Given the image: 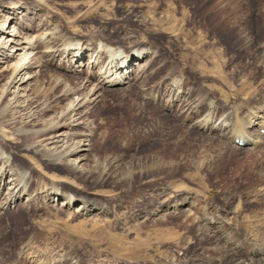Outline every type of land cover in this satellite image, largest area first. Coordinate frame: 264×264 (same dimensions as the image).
I'll return each instance as SVG.
<instances>
[{
    "label": "rangeland",
    "instance_id": "rangeland-1",
    "mask_svg": "<svg viewBox=\"0 0 264 264\" xmlns=\"http://www.w3.org/2000/svg\"><path fill=\"white\" fill-rule=\"evenodd\" d=\"M73 44L86 47L81 58ZM99 47L129 65L101 69ZM175 78L181 98L168 95ZM263 82L264 0H0V260L12 264L32 232L68 264L218 261L233 214L264 212L262 192L243 196L264 182V145L237 151L230 135L214 159L191 156L219 113L214 98ZM170 116L198 137L164 134ZM70 190L111 210L86 216ZM213 210L225 215L211 232L187 234ZM241 262L225 264H255Z\"/></svg>",
    "mask_w": 264,
    "mask_h": 264
},
{
    "label": "bare ground",
    "instance_id": "bare-ground-1",
    "mask_svg": "<svg viewBox=\"0 0 264 264\" xmlns=\"http://www.w3.org/2000/svg\"><path fill=\"white\" fill-rule=\"evenodd\" d=\"M59 43H60V41H57L52 46V50H53L54 54L59 52V50H60L59 48L62 46L61 44L59 45ZM65 46L66 45H64V47ZM73 46H74V49H70V51H72L73 56H77V58H81V56L85 53L86 47L85 48L82 47L79 49V47H80L79 44H73ZM99 49L103 50L104 54L106 55V58H104V60L102 62H99V60L102 57L98 58L97 66L100 67L101 69H102V67L104 68V66H106L105 64L107 63L106 70H108L107 68H108V65L110 64V65H112L110 67V69L111 68L114 69V72H115L116 70H119L121 68H125L130 63L129 60L127 59V56H123L124 57L123 60H125V61L122 63L121 67H119L118 64L113 63V62L122 58V56H120V55L118 56L116 53L113 52V50H111V49L108 50L105 47H99ZM97 53H99V52H97ZM96 56H98V55H96ZM106 59H109V60H107L108 62L106 61ZM105 73L107 75L108 74L110 75V71L109 72L108 71L103 72V74H105ZM173 81H174V83H173ZM54 83H53V85H54ZM179 83H181V81H178L177 78L171 80V87L173 86V88L175 90L171 89L170 92L168 93L169 96L172 95V97H173L174 95H177V98L182 97L181 94H183V91H180V89L182 87L179 86ZM250 87L249 86L245 87V89L243 88L238 94H232L230 97H227L222 93V95L219 94L218 97L214 98L216 100L215 102H218V104H219L218 105L219 113L213 121H210V122L204 121V123H206V129H205L206 130V136L201 137V139L199 141V146L197 145L199 148H198V150H195V151H197V153L195 154V156L193 154L191 156L192 158L197 159L199 161L201 159V161H206V162H207V159H206L207 156L209 157V159H214L216 156L215 155V150H216L215 147L217 149H220L222 146H224L230 135H231L230 136L231 142L229 144H231L232 147L237 151H240V149H238V148H240L241 146H244L246 143H248V145H250V146L251 145L252 146L264 145V82L259 84L258 88L249 89ZM210 92H213V90H210ZM37 93L35 92V94H37ZM52 93L54 94L55 91H51V93L50 94L48 93V94L52 95ZM236 93H237V91H236ZM66 94H67V92L65 93V96H66ZM45 96H47V95H45ZM248 100H250L249 103H248ZM186 107H188V106L187 105L182 106L179 111H181V110L183 111ZM133 108H134V106H133ZM4 109H5V106H3V103H1V105H0V120H1V115H2V112ZM188 110H189V108L186 109V111H188ZM190 112H191L190 114H195L192 111H190ZM44 113H46V111H44ZM214 117H215V115H214ZM55 125L56 124H54V125L50 124L48 128H52ZM159 126H161L160 131H162L163 133L165 131L166 133H168V135H171V137L175 136V134L180 133L182 131H185L184 133H185L186 137L191 138V137L195 136V138H196V136H197L195 131L193 130L194 128H189L186 125H184L183 123H181V120H179L177 116L163 117L161 120H159ZM145 131H147V130H144L143 128H141V129L139 128L138 133H139L140 137L146 136V133H149L150 131L155 132V130H153V129H151L149 132L148 131L145 132ZM181 139H179V140L181 141ZM189 142H190V140H189ZM185 144H187V143H185ZM156 145H157V143H156ZM191 157H190V159H191ZM187 158H189V157H187ZM183 161H185V160H183ZM211 161L212 160H210V162ZM227 162H228V160H227ZM150 172L152 173L153 170H150ZM22 173H23L22 171H20V173H16L20 177V179H19L20 183H23L22 180H23L24 176ZM192 178H194V177H192ZM258 182H259V184H254L253 186H250V188L247 189L249 191H246L243 194V196L248 194L249 196L253 197L258 192H260V193L262 192L263 194H262L259 201H261L264 204V187H262L263 189L259 188V187H261L260 185H263L262 183H264V182H262V180L258 181ZM259 194H258V196H259ZM70 195L71 196H69V197L72 199V201L73 200L80 201V206H81L80 209L84 212V215H86V216L87 215L90 216V215L94 214L95 212L98 214L107 215L109 213V211L111 210V209H109L110 206H108V204L98 202L95 200H91L89 197L80 193L77 190H72L70 192ZM258 196H257V198H259ZM173 199L175 201L176 206L178 205L177 202H180V205L183 206V204H185V201H186V197H173ZM255 201H256V199H255ZM191 209L193 211L195 210V212H197L195 203L191 204ZM237 213H234L233 218L229 219V225L230 226L226 229L225 233L223 235H221L214 242L213 248L220 251L222 254L220 256V258L217 259L218 261H211V263L196 262L193 264H216V263L225 264V263H233L234 261H237V260H240L242 262L253 261V262H255V264H259L262 261L264 262V212L261 209L259 211L258 210L252 211L250 213V215L247 214L245 216L239 215V213L238 214ZM98 214L97 215L95 214V216H99ZM202 215L200 216V221L199 220L193 221L192 223L186 225L187 226L186 227L187 234L195 235V234L200 233V235H202V234H206L207 232H211L212 229L215 228V226H216L217 220H215V219L219 220L220 219L219 216L223 217L225 214H222V213H219V211L213 210V214H207L209 216H207L206 218H205V216H202ZM247 217L252 219L253 220L252 222H254V223H252V222L251 223H243V222L241 223L240 220H243V218H247ZM19 219H22V217H19ZM89 221H91V219H89L86 222H89ZM16 223H17V221L15 220L14 224L17 225ZM89 223H91V222H89ZM0 224L2 225L1 226L2 229L8 228L7 226H4V223L1 221H0ZM11 224H12V221H11ZM81 224H83V223L81 222ZM30 235L31 236H29L28 239L26 240V242L24 243L22 250H20L17 253L16 258H15L14 262H12V264H68L70 259L66 256L65 250H63V249L55 250L54 244H52L50 239L45 237V236H38L32 232L30 233ZM155 237L160 239L163 236L161 234L155 233ZM165 239L166 240L172 239V241L174 242V240L176 238L174 239L173 236L172 237L170 236V237H166ZM191 251H192V249H186L185 250V256L188 255L189 253H191ZM165 256L166 255H164L163 257H165ZM261 256L263 258H260ZM165 258H167V257H165ZM257 259H260V260H257ZM9 261H10V258H7L6 260H0V264H8ZM249 263H251V262H249ZM102 264H103V262H102Z\"/></svg>",
    "mask_w": 264,
    "mask_h": 264
}]
</instances>
